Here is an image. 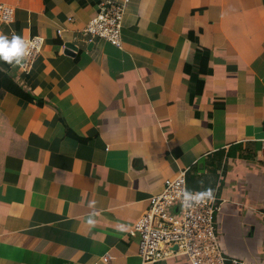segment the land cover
Returning a JSON list of instances; mask_svg holds the SVG:
<instances>
[{"label":"crops","instance_id":"crops-1","mask_svg":"<svg viewBox=\"0 0 264 264\" xmlns=\"http://www.w3.org/2000/svg\"><path fill=\"white\" fill-rule=\"evenodd\" d=\"M90 1L0 0L43 39L8 69L43 105L0 96V264H141L128 231L181 171L223 201L225 263L264 264V0H109L121 48L86 42Z\"/></svg>","mask_w":264,"mask_h":264},{"label":"built area","instance_id":"built-area-1","mask_svg":"<svg viewBox=\"0 0 264 264\" xmlns=\"http://www.w3.org/2000/svg\"><path fill=\"white\" fill-rule=\"evenodd\" d=\"M108 1H100L83 29V36L88 43L101 40L121 48V23L127 1L111 12L106 10ZM19 8L18 3H0V33L1 28L14 21ZM56 34L61 36L62 30ZM25 41H33L35 46L24 59L22 72L30 69L43 44L40 36ZM184 174L181 171L174 179L164 181L162 191L150 197L146 210L128 231L130 236L139 238L141 264H157L178 256L185 257L189 264H226L215 234V218L223 201L212 196L186 202ZM107 259L104 257L102 261ZM231 264L241 263L233 260Z\"/></svg>","mask_w":264,"mask_h":264},{"label":"clouds","instance_id":"clouds-1","mask_svg":"<svg viewBox=\"0 0 264 264\" xmlns=\"http://www.w3.org/2000/svg\"><path fill=\"white\" fill-rule=\"evenodd\" d=\"M33 41L26 42L22 35L14 31L9 34L0 33V62L3 64L17 67L24 66V59L30 55L31 47H34ZM212 197V190L208 189L203 193L185 192L184 199L186 202H192L198 198Z\"/></svg>","mask_w":264,"mask_h":264},{"label":"trees","instance_id":"trees-1","mask_svg":"<svg viewBox=\"0 0 264 264\" xmlns=\"http://www.w3.org/2000/svg\"><path fill=\"white\" fill-rule=\"evenodd\" d=\"M91 0L90 2H92ZM82 6L85 5L84 2L80 3ZM11 65L3 64V62H0V96H3L6 93H10L19 99L28 102V103H34L38 106L43 105V101L34 97L29 92H27L23 87L19 86L12 76L8 73V69ZM70 134V132H67Z\"/></svg>","mask_w":264,"mask_h":264},{"label":"water","instance_id":"water-1","mask_svg":"<svg viewBox=\"0 0 264 264\" xmlns=\"http://www.w3.org/2000/svg\"><path fill=\"white\" fill-rule=\"evenodd\" d=\"M77 52V48L72 44H66L64 54L73 57L74 54Z\"/></svg>","mask_w":264,"mask_h":264}]
</instances>
